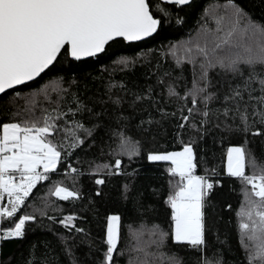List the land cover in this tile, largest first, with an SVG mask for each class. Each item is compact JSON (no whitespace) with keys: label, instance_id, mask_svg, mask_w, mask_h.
Returning <instances> with one entry per match:
<instances>
[{"label":"trees","instance_id":"16d2710c","mask_svg":"<svg viewBox=\"0 0 264 264\" xmlns=\"http://www.w3.org/2000/svg\"><path fill=\"white\" fill-rule=\"evenodd\" d=\"M151 5L161 24L150 38L115 39L100 55L85 60L62 52L38 79L0 95V129L28 119V109L33 117L67 113L52 137L61 151L56 170L38 182L13 218L0 219V233H6L23 215L35 217L26 222L22 238L0 239V264H105L110 215L121 217L112 264H143L145 259L148 264H172L169 257L178 258L179 264H264L251 259L252 242L245 240L248 248L241 244L240 223L246 217L240 212L249 208L245 192L256 198L250 185L227 174V150L233 146L246 149V174L264 168V104L259 102L264 65L241 64L239 72L209 68L207 92L196 97L195 106L189 94L194 79L201 87L205 84L200 81L204 58L195 54V45L212 47L224 35L217 29L227 30L233 6L248 21L264 25V0H192L187 5L151 0ZM221 17L225 19L218 25ZM188 47L193 53H186ZM170 88L177 95H170ZM236 91L243 99H226ZM209 94L212 99L205 103ZM76 124L83 125L75 132L83 143L74 147L65 130ZM123 138L135 146V153L122 150ZM185 144L194 148L195 174L213 183L203 210L206 243L201 249L174 243L171 236L157 246L152 241L158 237L150 231L158 225L171 232L166 201L179 177L169 172L171 162L148 157L181 151ZM97 179L104 183L96 184ZM57 186L77 192L78 198L60 199L52 194ZM68 216L74 219L65 227Z\"/></svg>","mask_w":264,"mask_h":264},{"label":"snow or ice","instance_id":"6c2138e0","mask_svg":"<svg viewBox=\"0 0 264 264\" xmlns=\"http://www.w3.org/2000/svg\"><path fill=\"white\" fill-rule=\"evenodd\" d=\"M167 2L185 5L190 0ZM224 19L221 17L217 21L218 25ZM228 23L226 31L217 29V32L223 31L224 35L218 36L212 47L207 44L201 46L199 43L195 45V54L204 58V62L200 64V81L205 84L201 87L194 79L193 89L189 93L194 106L197 103L196 97L207 92L209 68L219 66L228 71L239 72L241 64L251 68L258 64L264 65V25L248 21L242 10L235 6L232 15L228 17ZM160 24V19L153 14L151 0H0V94L39 77L54 64L62 52L75 60L92 57L103 52L105 46L117 38L138 41L151 36ZM186 53H193V48H186ZM190 62L195 64V57ZM253 79L250 75L249 83ZM259 84L264 92V79H260ZM169 94L177 95L171 88ZM236 97L243 99L239 91L226 99ZM203 99L207 103L212 95H206ZM259 102L264 104V96L259 98ZM28 111V119L4 123L0 129V202L6 201L10 205L8 207L0 203V219L13 218L38 182L48 180L47 173L54 172L61 161V151L52 137L59 131L57 121L67 113H47L41 117H33L31 109ZM192 111L193 109H188L189 113ZM183 119L187 122L188 117ZM241 119L247 125V115L242 114ZM82 128L83 125L76 124L73 129L65 130L74 138V147L83 143L75 135L76 129ZM84 131L91 135L90 129ZM259 134L258 131L253 133ZM121 147L130 153L136 152L128 138L122 139ZM247 156L244 146L229 147L227 174L251 186V196L256 199H250L249 193L245 192L249 208H242L240 212L241 217H246V221L242 220L240 223L241 244L248 248L245 240L252 242L255 252L251 259L264 262V168L252 175L246 174ZM148 158L151 161L171 162L169 172L172 176L179 177L166 201L171 209V232H164L158 225L154 226L150 230L151 235L158 239L152 243L161 246L171 236L174 243L187 244L194 249L203 248L206 243L203 210L213 183L207 176L195 174L197 164L192 144H185L181 151L150 154ZM250 162L255 168V159L251 158ZM120 166L121 161L117 159L114 167L118 170ZM71 171L76 172L77 169L72 168ZM103 183V179L96 180L98 185ZM52 194L62 200L78 198L77 192L59 186ZM34 219V216L23 215L14 223L13 228L0 233V239L22 238L26 222ZM73 219L74 217L68 216L65 227ZM120 221L119 215L107 218L105 264H112L113 256L118 251ZM137 241L139 242V235ZM135 250L145 251L142 247ZM148 255L150 254L145 252V256ZM169 260L172 264H179L178 258L169 257ZM143 264H148L147 259Z\"/></svg>","mask_w":264,"mask_h":264},{"label":"water","instance_id":"95a60500","mask_svg":"<svg viewBox=\"0 0 264 264\" xmlns=\"http://www.w3.org/2000/svg\"><path fill=\"white\" fill-rule=\"evenodd\" d=\"M161 1L164 2V3H168L167 0H161ZM191 1H192V0H190V2H191ZM190 2H189V3H190ZM189 3H188V4H189ZM171 4H173V3H171ZM185 5H187V4H185ZM155 18H156V17H155ZM157 19H158V18H157ZM155 33H156V32H155ZM155 33H153L151 36H153ZM151 36L145 37L144 39H141V40H138V41H128V40H125V39H124V40L127 41V42H139V41H142V40L148 39V38H150ZM117 39H119V38H117ZM122 39H123V38H122ZM110 42H111V41H110ZM110 42H109V43H110ZM109 43H108V44H109ZM108 44H107V45H108ZM107 45H106V46H107ZM106 46H105V48H106ZM101 53H102V52L98 53V54L95 55V56H92V57H85V58H82V59H80V60L90 59V58H93V57H96V56L100 55ZM69 56H70V55H69ZM70 58L73 59L71 56H70ZM73 60H75V59H73ZM51 66H52V65H51ZM51 66H50V67H51ZM50 67H49V68H50ZM46 70H47V69H46ZM46 70H45V71H46ZM42 74H43V73H42ZM42 74H41V75H42ZM41 75H40V76H41ZM40 76H39V77H40ZM39 77L35 78L34 80L38 79ZM34 80H32V81H34ZM32 81H28V82H26L25 84L30 83V82H32ZM23 85H24V84H23ZM18 86H21V85H17L16 87H18ZM14 88H15V87H14ZM8 90H10V89H8ZM8 90H6V91H8ZM2 94H3V93H2ZM2 94H0V95H2Z\"/></svg>","mask_w":264,"mask_h":264},{"label":"rangeland","instance_id":"374dc122","mask_svg":"<svg viewBox=\"0 0 264 264\" xmlns=\"http://www.w3.org/2000/svg\"><path fill=\"white\" fill-rule=\"evenodd\" d=\"M172 152H176V151H172ZM39 170H42V169H39ZM71 191V190H70Z\"/></svg>","mask_w":264,"mask_h":264},{"label":"built area","instance_id":"2783aa9c","mask_svg":"<svg viewBox=\"0 0 264 264\" xmlns=\"http://www.w3.org/2000/svg\"><path fill=\"white\" fill-rule=\"evenodd\" d=\"M197 175V174H196ZM202 176H205V175H202Z\"/></svg>","mask_w":264,"mask_h":264}]
</instances>
